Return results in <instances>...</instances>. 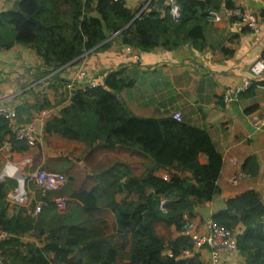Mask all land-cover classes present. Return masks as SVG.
I'll list each match as a JSON object with an SVG mask.
<instances>
[{"label":"trees","instance_id":"16d2710c","mask_svg":"<svg viewBox=\"0 0 264 264\" xmlns=\"http://www.w3.org/2000/svg\"><path fill=\"white\" fill-rule=\"evenodd\" d=\"M175 2L178 19L171 15L167 0L153 2L164 9V15L155 8L139 17L124 0H22L14 11L0 15V26L12 29L10 41L0 39V51L14 44L32 48L56 71L76 63L87 52L107 49L114 35L146 52L173 51L185 45L202 50L210 13L221 10L222 0ZM225 7L234 9L233 0H226ZM92 12L99 17L91 16ZM133 85L123 70L111 72L103 86L75 92L72 104L47 126V132L83 141L89 147L103 142L139 151L151 157V168L142 177L130 176L124 184L115 175L105 189L75 194L82 204L69 206L64 213L51 204L38 216L34 215L35 204L31 212L22 208L11 216L7 197L17 182L12 178L0 181V228L9 235L0 241L2 264H202L198 255H184L194 250V242L182 232L186 216L193 217L198 205L220 194L223 156L203 129L174 117L134 115L118 97ZM7 136L14 152L29 149L26 142L15 140L10 123L0 118V147ZM202 155L207 158L204 164ZM157 170L173 173L164 179L155 174ZM121 191L134 192L138 198L117 203L115 195ZM169 197L177 199L161 210L162 200ZM101 206L114 214L115 233L123 243L106 233V222L92 219ZM213 220L232 231L244 225L246 230L237 236L239 252L247 264H264V205L256 191L228 200L227 208ZM159 223L175 227L181 235L166 243L155 227ZM29 234L38 240L46 236L45 246L25 242Z\"/></svg>","mask_w":264,"mask_h":264},{"label":"crops","instance_id":"0c3cea01","mask_svg":"<svg viewBox=\"0 0 264 264\" xmlns=\"http://www.w3.org/2000/svg\"><path fill=\"white\" fill-rule=\"evenodd\" d=\"M21 1L0 0V15L14 11ZM124 1L126 7L137 14L155 8L165 14L163 8L153 4L155 0ZM250 1L233 0L235 8L227 9L226 0H222L221 10L216 12L221 20L210 19L202 50L185 45L173 51L157 48L146 52L124 44L120 37L114 35L108 40L110 46L107 49L87 52L76 63L53 71L32 48L18 44L1 48L0 104L17 110V118L10 123L13 135L18 125L36 122L39 140L34 146L27 144L29 149L19 153L13 151L10 136L6 137L4 144H9V148L0 150V181L11 178L2 177L9 163L21 169L24 175L37 170L63 173L66 183L59 190L47 193V198L52 199L58 193L67 196L70 199L69 208L82 204L74 197L75 194L101 190L102 186L105 189L115 175L121 178V184L130 176L142 177L153 165L151 157L146 154L119 145L111 147L103 142L89 147L83 141L47 132V126L60 118L61 111L72 104L73 95L65 90V85L76 80L80 70L86 72V81H95L98 86L104 85L111 72L123 70L134 85L122 90L118 97L134 115L168 118L179 113L182 121L207 131L223 156L218 180L220 194L213 201L198 205L195 215H187L188 219L205 231V222L224 211L228 200L252 190L259 194L264 205V125L259 128L254 126L256 120L264 119V75L255 76L252 73L253 65L264 57V0H253L258 4L254 6ZM96 4L94 1L93 7ZM245 12L259 16L260 33H255L241 22L240 17ZM90 15L99 17L96 12ZM11 30L8 25L0 26L1 41L12 39ZM247 81L250 87L231 103L228 102V90ZM42 110L47 111L45 118L39 117ZM206 161L207 158L202 155L200 162L204 164ZM172 173L167 170L155 172L164 179ZM240 173L244 174L243 178L234 183L233 179ZM18 188L17 182V188L11 190L7 197L11 216L18 214L22 208L31 212L41 193L37 191V194L29 187L26 200L19 204L12 198ZM137 198L136 193L128 191L115 195L117 203ZM176 199L169 197L166 200L170 203ZM67 209L57 211L64 213ZM92 219L108 222L106 229L115 224L114 214L105 206L99 207ZM112 220L114 224H110ZM159 225L174 233L172 240L181 235L175 227H167L164 223L157 224L156 229ZM245 230V226L240 224L234 232L239 236ZM113 232H116L115 228ZM127 237L131 238L130 235ZM45 238L38 240L34 234H29L23 240L43 247ZM166 253L170 254L169 250ZM196 255L202 264H212L207 248L194 249L187 257ZM53 258L54 255L50 254V259ZM221 264L247 263L237 249L225 251Z\"/></svg>","mask_w":264,"mask_h":264},{"label":"built area","instance_id":"2783aa9c","mask_svg":"<svg viewBox=\"0 0 264 264\" xmlns=\"http://www.w3.org/2000/svg\"><path fill=\"white\" fill-rule=\"evenodd\" d=\"M118 1V0H115ZM170 5V13L173 18L178 19L179 6L176 4L175 0H168ZM142 12L138 14L137 17L141 15ZM211 18L214 20H221L220 16L216 12L210 13ZM241 22L254 31L255 33H260V18L257 14L253 12H245L241 15ZM1 53V51H0ZM252 73L255 76L264 75V57L258 60L252 67ZM87 74L84 70H80L77 74V78L65 85V90H67L70 95H74L77 91H82L85 89H93L98 86L97 82L86 81ZM80 84V85H77ZM250 87V82L247 81L243 85L231 87L227 92V101L232 102L236 99L237 95L246 91ZM40 118H45L47 116V111L42 110L39 114ZM175 119L181 121V114L177 113L173 116ZM0 118L7 120L9 123L15 121L17 118V110L13 106L6 104H0ZM33 122L27 125H18L14 130L15 140L19 142H26L30 146H34L39 140V131L37 126ZM264 125V119H258L254 122V126L259 128ZM9 148V144H4L0 147L1 149ZM18 168L13 164H7L5 170L3 171V179L6 177H11ZM24 175V174H23ZM244 174L240 173L237 175L233 182L237 183ZM25 184L21 188L19 186L16 193L12 196L13 200L19 204H22L27 198V185H35L37 188L43 191V196L39 201H36L34 208V215H40L46 208L51 204L58 211H63L68 208L70 199L67 196H59L55 198H47V193L59 190L67 181V178L62 173L47 171V170H37L33 173L24 175ZM167 200L164 199L161 202V210L165 211V205ZM205 231H202L199 225H197L191 219L186 217V224L182 235L190 237L194 242V249L207 248L211 254L212 264H221V257L225 251H235L238 249L237 235L234 231L225 228L224 226L216 223L214 220H207L204 224ZM9 238L7 232H4L0 228V241ZM192 251L185 252V256H189Z\"/></svg>","mask_w":264,"mask_h":264},{"label":"rangeland","instance_id":"374dc122","mask_svg":"<svg viewBox=\"0 0 264 264\" xmlns=\"http://www.w3.org/2000/svg\"><path fill=\"white\" fill-rule=\"evenodd\" d=\"M60 173V172H59ZM63 174V173H62ZM65 175V174H64ZM29 187H31L30 189L34 192H36L37 193V191L39 192H41L38 196L40 197V199H41V197H42V195H43V191L42 190H40L39 188H37L35 185H33V184H31V185H27V190L29 189ZM29 189V190H30ZM38 194V193H37ZM59 196H63V195H60V193H58V195L56 196V197H59ZM39 197H37L38 199H37V201H39L40 199H39ZM55 198V197H54ZM95 220H96V218H95ZM97 221H99V219L97 220ZM108 223V222H107ZM110 224H114V221L112 220L111 222H110ZM113 228H114V225H112V227L110 228V229H106V233L108 234V235H111V236H113L114 237V239L115 240H117V242H119V243H123L124 242V239L122 238V237H118L117 235H115V232H113ZM157 232L159 233V235L161 236V237H163L164 238V240H165V242L166 243H168L169 242V240L170 239H172L173 238V235H174V233L173 232H171L169 229H165L164 228V226H161V225H159L158 227H157ZM118 237V238H117ZM128 238V237H127ZM128 240H129V238H128ZM129 249H130V243L125 247V251L126 252H128L129 251Z\"/></svg>","mask_w":264,"mask_h":264},{"label":"water","instance_id":"95a60500","mask_svg":"<svg viewBox=\"0 0 264 264\" xmlns=\"http://www.w3.org/2000/svg\"><path fill=\"white\" fill-rule=\"evenodd\" d=\"M250 4L252 6L256 5L257 3L254 2L253 0L250 1ZM258 5V4H257ZM11 178H13L15 181H17L19 183V186L21 188L24 187L25 184V177L23 175V171L21 169H18L12 176ZM0 264H2L1 260H0Z\"/></svg>","mask_w":264,"mask_h":264}]
</instances>
